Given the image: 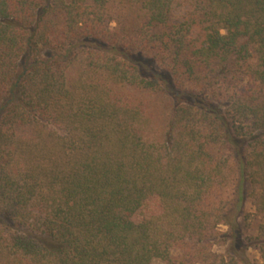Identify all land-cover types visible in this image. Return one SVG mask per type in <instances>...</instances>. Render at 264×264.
<instances>
[{"label":"trees","instance_id":"trees-1","mask_svg":"<svg viewBox=\"0 0 264 264\" xmlns=\"http://www.w3.org/2000/svg\"><path fill=\"white\" fill-rule=\"evenodd\" d=\"M156 259L264 264V0H0V264Z\"/></svg>","mask_w":264,"mask_h":264},{"label":"rangeland","instance_id":"rangeland-1","mask_svg":"<svg viewBox=\"0 0 264 264\" xmlns=\"http://www.w3.org/2000/svg\"><path fill=\"white\" fill-rule=\"evenodd\" d=\"M110 11H111V13L113 15V21L111 22L110 27L112 29H114V30H118L121 27L120 25H122V22H120V21H124V19L120 20L119 16H121V14H120L119 9L117 7H113V9H110ZM124 15H126V14H124ZM76 73H77V71L73 69V71L71 72V75H69V76L75 78ZM155 123L156 122H151L149 124V126H148L147 132H148L149 137H151V138L154 135L155 136L159 135L158 131L156 130L157 129V127H156L157 124H155ZM245 211L246 212H251L252 211L251 206H250L249 203L246 205ZM257 225H258L257 221L253 222L251 228L248 229V230L245 229L244 233H246L247 235L254 236L256 234ZM220 230L221 231H225L226 228L225 227H220ZM222 250H223L222 247H219V248L215 247L214 248V251L217 252V253H221ZM177 253L178 252H175L174 254H177ZM249 256H250L251 259L257 258V254L255 252H253V251H250V255ZM151 264H167V263H165V262H163V261H161L159 259H156V260H153Z\"/></svg>","mask_w":264,"mask_h":264}]
</instances>
